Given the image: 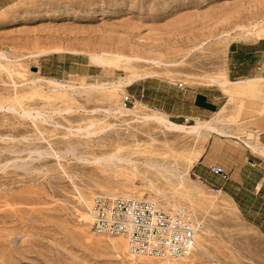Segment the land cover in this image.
Listing matches in <instances>:
<instances>
[{
  "label": "rangeland",
  "instance_id": "1",
  "mask_svg": "<svg viewBox=\"0 0 264 264\" xmlns=\"http://www.w3.org/2000/svg\"><path fill=\"white\" fill-rule=\"evenodd\" d=\"M260 22L264 0H0V264H264V231L193 172L219 136L132 112L173 121L133 93L139 80L220 84L228 99L212 117L178 122L241 135L264 111V79L227 88L226 54L263 37ZM99 193L187 207L193 253L134 257L123 238L94 232L84 215Z\"/></svg>",
  "mask_w": 264,
  "mask_h": 264
},
{
  "label": "crops",
  "instance_id": "2",
  "mask_svg": "<svg viewBox=\"0 0 264 264\" xmlns=\"http://www.w3.org/2000/svg\"><path fill=\"white\" fill-rule=\"evenodd\" d=\"M226 64L227 76L233 82L264 79V36L230 41ZM133 90L141 98L148 97L146 101L162 109L175 122L188 117L210 118L228 99L220 84H185L182 88L162 78H157L154 84L146 79L139 80ZM247 119L249 127L241 131V135L232 134L224 124L227 134L216 133L219 138L209 140L203 156L192 169L196 176L225 192L244 218L264 231V111L249 115ZM248 134L254 138H249ZM219 146L221 150L217 153L215 149ZM211 163L223 165L227 176L212 172Z\"/></svg>",
  "mask_w": 264,
  "mask_h": 264
},
{
  "label": "built area",
  "instance_id": "3",
  "mask_svg": "<svg viewBox=\"0 0 264 264\" xmlns=\"http://www.w3.org/2000/svg\"><path fill=\"white\" fill-rule=\"evenodd\" d=\"M177 85L183 88L185 83L178 80ZM133 99L134 95L127 92L123 102L127 105ZM209 169L227 176L223 165L211 163ZM88 208L93 231L124 236L128 248L136 254L179 260L189 256L195 247L196 221L185 206L165 209L146 198L99 193L92 198Z\"/></svg>",
  "mask_w": 264,
  "mask_h": 264
},
{
  "label": "bare ground",
  "instance_id": "4",
  "mask_svg": "<svg viewBox=\"0 0 264 264\" xmlns=\"http://www.w3.org/2000/svg\"><path fill=\"white\" fill-rule=\"evenodd\" d=\"M257 24H259L260 26H264V23H262V22L257 23ZM96 57H98V56L96 55ZM255 81L256 80H246V81H235V82H233L228 77H225V79L222 80V84L224 86H226L227 88H229V87H232L233 85H235L237 83H249V84H252ZM115 86L124 87V83L120 82V83H118V85H115ZM124 105L126 107H128V105H126V104H124ZM120 112H121V110H120ZM132 112L134 113V116H136L137 118H139L142 121H156L157 120L160 123L165 124L166 127L170 128V129H173V130H176L177 129V130L193 131V132L199 131V132L203 133L204 136H207V137H209L211 134H216V133L217 134H225V135L227 134L226 130L222 129L219 125H214L210 121H203V122L202 121H198V122H196L195 125L188 126V125H185L183 123L171 121V120L167 119L165 116H163L162 114H157L156 113V114H146V115L143 114L142 115L141 113L138 112V106L137 105H135V107H133V111ZM220 125H221V123H220ZM205 148L206 147L202 145L200 147V149L197 150V156H196V158H199L200 159L203 156V153L205 151ZM115 159L117 161H124L123 157H121V156H116ZM133 166H135V165H133ZM160 171H161V173L164 172V171H167V172H170V174L175 175V172L174 171L171 173L170 170H168L167 168H164V167H161L160 168ZM117 196H119V195H117ZM137 199H140V198H137ZM87 215L89 216V219H90L91 218V213L90 212L85 213V215H84L85 218L88 217ZM104 235H106V234H104ZM110 236H116V235H110ZM197 236H198V231L196 232V241H195V244H194L195 247L197 246V242H198ZM118 237L123 238L124 241L127 243V239L124 236L120 235V236H117L116 238H118ZM127 246H128V243H127ZM195 247H194V249H195ZM128 249H129V251H130V253H131L132 256H134V257H139L140 256L139 254H136V253L132 252L130 250V248H128ZM194 249H193V251H194ZM193 251H192V253H193ZM147 256H149V255H147ZM189 256H187V257H189ZM149 257L150 258H153V259H156V260H159V258H157V257H153V256H149ZM160 260H164V259L161 258Z\"/></svg>",
  "mask_w": 264,
  "mask_h": 264
}]
</instances>
